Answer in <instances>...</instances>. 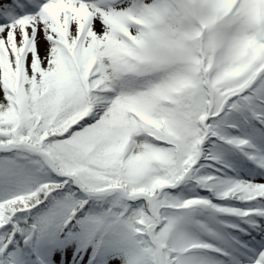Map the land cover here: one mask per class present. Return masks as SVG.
Masks as SVG:
<instances>
[{
  "label": "snow or ice",
  "instance_id": "snow-or-ice-1",
  "mask_svg": "<svg viewBox=\"0 0 264 264\" xmlns=\"http://www.w3.org/2000/svg\"><path fill=\"white\" fill-rule=\"evenodd\" d=\"M0 264H264V0H0Z\"/></svg>",
  "mask_w": 264,
  "mask_h": 264
}]
</instances>
